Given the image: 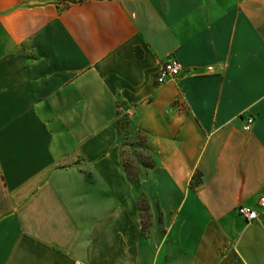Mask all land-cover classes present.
<instances>
[{
  "label": "crops",
  "instance_id": "1",
  "mask_svg": "<svg viewBox=\"0 0 264 264\" xmlns=\"http://www.w3.org/2000/svg\"><path fill=\"white\" fill-rule=\"evenodd\" d=\"M260 196L264 0H0V264H264Z\"/></svg>",
  "mask_w": 264,
  "mask_h": 264
},
{
  "label": "rangeland",
  "instance_id": "2",
  "mask_svg": "<svg viewBox=\"0 0 264 264\" xmlns=\"http://www.w3.org/2000/svg\"><path fill=\"white\" fill-rule=\"evenodd\" d=\"M119 111V120L123 121V123L127 127L126 133L128 134L129 112L123 106H120ZM138 136L139 137L137 141L131 140L130 135H127L124 138V160L126 168L129 172L130 179L132 181L137 180V172L138 170H140V166L149 165L151 163V158L149 157L146 147L144 145V136L140 133ZM141 206L142 209H145V200H141Z\"/></svg>",
  "mask_w": 264,
  "mask_h": 264
},
{
  "label": "built area",
  "instance_id": "3",
  "mask_svg": "<svg viewBox=\"0 0 264 264\" xmlns=\"http://www.w3.org/2000/svg\"><path fill=\"white\" fill-rule=\"evenodd\" d=\"M182 70V64L173 56L169 57L162 65L159 75L157 77L158 83H163L169 79L175 78ZM253 122V117H246L243 129L245 131L250 130ZM259 207L264 210V196H260L258 199ZM237 212L240 216L244 217L247 221L256 219L258 211L247 205H240L237 207Z\"/></svg>",
  "mask_w": 264,
  "mask_h": 264
}]
</instances>
